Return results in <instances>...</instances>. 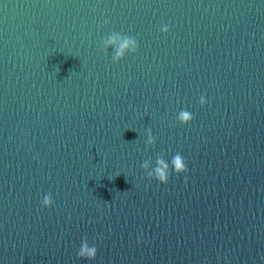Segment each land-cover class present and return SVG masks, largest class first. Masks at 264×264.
<instances>
[{"label": "water", "instance_id": "water-1", "mask_svg": "<svg viewBox=\"0 0 264 264\" xmlns=\"http://www.w3.org/2000/svg\"><path fill=\"white\" fill-rule=\"evenodd\" d=\"M82 238L92 264H264V0H0V264H86Z\"/></svg>", "mask_w": 264, "mask_h": 264}, {"label": "clouds", "instance_id": "clouds-1", "mask_svg": "<svg viewBox=\"0 0 264 264\" xmlns=\"http://www.w3.org/2000/svg\"><path fill=\"white\" fill-rule=\"evenodd\" d=\"M105 25L108 21L104 22ZM159 32L166 35L169 32V27L166 24L159 26ZM98 51L107 54L111 48V62L118 64L126 56L135 55L139 48L138 40L129 35L119 32H108L98 43ZM208 100L205 95H201L196 106L204 108ZM193 113L188 109H181L175 115V121L180 126H188L192 123ZM155 143L154 137L150 129L145 131V147L150 148ZM145 177L148 180L155 181L159 185H165L169 181L170 174L175 176L185 175L188 171L184 158L179 153L172 155L170 160L165 159L164 154H160L155 158L154 164L150 160H145L140 165ZM53 198L51 193L44 194L39 201L40 207L49 209L53 206ZM139 243V240L137 241ZM97 256V247L95 243L90 244L87 238H82L79 248L76 251V257L79 261H84L86 264H92Z\"/></svg>", "mask_w": 264, "mask_h": 264}]
</instances>
